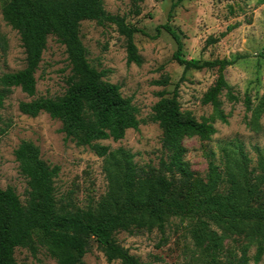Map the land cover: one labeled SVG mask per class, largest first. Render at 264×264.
<instances>
[{"label": "trees", "instance_id": "16d2710c", "mask_svg": "<svg viewBox=\"0 0 264 264\" xmlns=\"http://www.w3.org/2000/svg\"><path fill=\"white\" fill-rule=\"evenodd\" d=\"M1 13L5 22L17 31L25 58L22 68L0 74V106L13 87H19L29 96L35 94V71L48 35H54L64 45L69 65L66 88L60 95L20 101L18 108L29 116L45 112L58 119L66 139L77 146H87L102 157L107 186L98 199L85 205H79L70 196L57 195L55 178L60 167L46 162L34 142L22 140L13 153L18 170L26 179L25 197L21 200L12 186L0 187V264H21L15 258V249L27 248L34 254L39 246L57 264H84L83 257L92 241L108 262L149 264L130 253L115 235L119 231L135 233L153 229L163 233L171 217L185 222L194 246L191 264H247L249 246L255 247L254 261L261 259L264 147H255L256 161L252 165L241 141H221L217 157L213 150L206 153L204 176L193 171L183 158L184 137L209 139L216 132L214 118L227 121L221 108L223 91L230 101L239 100L224 75L233 59L188 58L180 31L169 23L157 27V31L162 27L176 44L172 57L183 67L179 81L189 69L216 70L214 82L201 98L213 111L209 117L197 119L190 110H183L179 81L170 92L159 90L149 119L161 129L163 154L157 165L139 166L129 149L121 146L111 149L99 142L123 138L125 131L138 128L141 120L132 98L124 96L120 85L105 79L106 71L96 69L88 60L80 24L83 20H93L99 25L115 24L125 38L127 64L137 65L142 63L134 42L139 29L127 23L123 16L108 13L103 0H4ZM208 41L215 42L217 38L209 37ZM153 83L166 86L169 76L163 75ZM242 101L251 112L246 124L259 129L264 92L256 103L247 94ZM229 238L240 240L239 253L233 248L223 253L224 241Z\"/></svg>", "mask_w": 264, "mask_h": 264}, {"label": "rangeland", "instance_id": "374dc122", "mask_svg": "<svg viewBox=\"0 0 264 264\" xmlns=\"http://www.w3.org/2000/svg\"><path fill=\"white\" fill-rule=\"evenodd\" d=\"M3 1L0 0V74L22 68L25 58L17 31L2 17ZM103 4L108 13L123 16L127 23L139 29L134 34V42L142 63L127 64L125 38L115 24L99 25L93 20H83L81 40L90 63L98 70H105L104 78L119 84L122 94L132 98L141 121L138 128L127 129L123 138L99 142L111 149L119 146L129 149L139 166L157 165L163 154L162 132L158 124L149 119L151 107L158 99L157 92L162 89L172 91L183 75V67L172 57L176 49L173 38L162 27L157 31V27L169 23L180 31L186 57L234 60L225 68L224 75L233 93L239 97L238 101H230L223 91L221 108L227 121L214 118L216 132L209 139L184 137V160L193 171L204 176L208 162L206 153L213 150L217 157L221 141L237 139L243 143L252 165L255 164V147H264V112L259 118V129H252L246 124L251 112L245 109L242 100L247 94L256 103L264 92V3L259 4L257 0H103ZM229 26H232L230 30ZM209 37L217 38V41L210 42ZM68 74L64 45L54 35H48L35 71V94L29 96L19 87H13L0 106V187L12 186L21 200L25 197L26 179L18 170L13 151L22 140L34 142L46 162L60 167L55 178L57 195L70 196L74 202L85 205L94 202L106 190L102 157L87 146H77L66 139L58 119L45 112L29 116L18 108L20 101L62 94ZM163 75L169 76V84L153 83ZM216 75L215 69L187 70L178 87L181 108L190 110L197 119L209 117L213 108L203 104L201 98ZM115 236L130 253L149 264H191L193 261L194 246L185 222L177 217L170 218L163 233L157 229L135 233L119 231ZM239 246V239H226L223 253L227 248L239 253ZM254 253L255 247L249 246L247 264H264V254L255 262ZM14 254L21 264H57L40 246L34 254L23 247H17ZM83 262L120 264L117 260L108 262L94 241Z\"/></svg>", "mask_w": 264, "mask_h": 264}]
</instances>
